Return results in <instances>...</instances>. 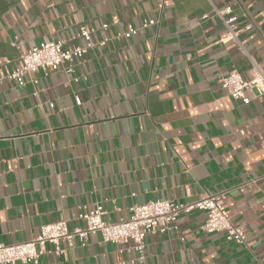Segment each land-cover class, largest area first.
<instances>
[{
	"label": "crops",
	"instance_id": "crops-1",
	"mask_svg": "<svg viewBox=\"0 0 264 264\" xmlns=\"http://www.w3.org/2000/svg\"><path fill=\"white\" fill-rule=\"evenodd\" d=\"M162 1L160 8V0H0L3 243L28 240L56 220L81 225L77 215L97 203L111 222L132 203L225 191L220 202L246 244L203 231L205 212L194 210L177 229L149 234L145 264H264V179L237 189L264 175V94L243 104L219 86L229 71L250 78L254 61L264 69V0L213 1L237 2L236 26L252 24L226 43L209 0ZM143 19L158 22L116 37ZM81 25L95 29V45L72 71L65 63L47 76L33 73L24 88L7 78L43 41L83 45L73 39ZM85 243L57 255L47 245L40 261L139 264L132 243L103 242L99 232Z\"/></svg>",
	"mask_w": 264,
	"mask_h": 264
},
{
	"label": "built area",
	"instance_id": "built-area-1",
	"mask_svg": "<svg viewBox=\"0 0 264 264\" xmlns=\"http://www.w3.org/2000/svg\"><path fill=\"white\" fill-rule=\"evenodd\" d=\"M213 1L209 0L212 11L222 19L225 27V32L219 36L220 42H239L238 33L250 30L252 24L247 22L243 27L236 26L237 18L233 14V7L237 2L219 7L215 6ZM162 5L163 1L160 0V8ZM117 22L113 20V23ZM157 22L158 20L155 19H143L140 27L128 24L127 29L117 33L116 37L129 38L136 35L139 30ZM108 26V23L103 24L102 29ZM94 31L92 27L79 26L73 39H83V45L74 41L68 44L63 39H51L32 46L20 55L21 65L15 66L7 78L13 80L19 88H24L28 83L27 77L33 73L47 76L52 71L59 70L65 63L67 64L66 72L72 71L74 61L82 58L95 45L91 40V34ZM104 43L105 41L99 42V45ZM252 72L253 75L250 78H244L237 70L229 71L220 76L219 86L233 99L247 104L256 96L264 94V69L254 61ZM74 80L78 81V78L74 77ZM32 81L37 83L38 79L33 78ZM75 101L76 104L82 102L79 96ZM261 178L264 179V175L243 181L239 183L237 189L243 191L250 188ZM224 195L225 191H221L185 202L158 198L143 203H132L126 217L111 222L104 219L107 209L101 203H97L91 210L77 215L82 222L81 225L70 227L65 220H56L40 225L37 234L28 240L11 244L0 241V264H42L40 259L47 245L53 246L56 255L61 254L76 244L85 245L88 236L97 232L101 234L103 242L119 243L124 246L132 243L131 248L136 252L135 260L139 264H145V241L149 234H167L168 231L177 229L179 217L194 210L205 212L204 223L201 226L203 231L223 232L225 239L240 245L246 244L247 239L243 230L233 225L227 209L220 202ZM62 242L66 245L64 246ZM131 261L134 262V259Z\"/></svg>",
	"mask_w": 264,
	"mask_h": 264
}]
</instances>
